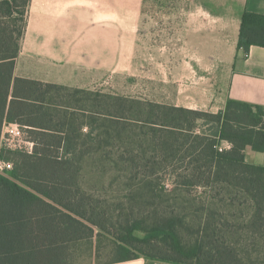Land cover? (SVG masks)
<instances>
[{
	"label": "trees",
	"instance_id": "16d2710c",
	"mask_svg": "<svg viewBox=\"0 0 264 264\" xmlns=\"http://www.w3.org/2000/svg\"><path fill=\"white\" fill-rule=\"evenodd\" d=\"M29 2H0V138L4 124H16L33 144L31 153L0 148V162L12 165L0 174V264H60L71 246H92L94 238L99 244L102 237L117 253L113 263L144 257L264 264L246 262L224 241L214 211L187 246L180 236L186 219L173 208L159 203L156 217L145 220L130 205L114 216L79 182L86 158L118 148L109 161L123 164L129 182L147 190L142 198L162 202L166 181L187 192L203 189L221 202L245 197L251 211L244 227L254 240H264V166L245 160L248 149L264 152V107L228 100L214 114L14 78ZM11 19L22 26L14 31ZM253 45L264 47V16L244 12L238 49L247 52Z\"/></svg>",
	"mask_w": 264,
	"mask_h": 264
},
{
	"label": "crops",
	"instance_id": "0c3cea01",
	"mask_svg": "<svg viewBox=\"0 0 264 264\" xmlns=\"http://www.w3.org/2000/svg\"><path fill=\"white\" fill-rule=\"evenodd\" d=\"M192 1L178 27L187 60L170 71V105L214 114L224 111L228 100L264 107V47L238 49L243 13L264 16V0ZM145 5L146 0L133 5L131 0H30L14 78L96 91L116 73L118 60L130 58L136 44L132 25ZM196 73L201 81H195ZM10 125H3L0 148ZM245 160L264 166V152L248 149ZM104 264L176 263L140 257Z\"/></svg>",
	"mask_w": 264,
	"mask_h": 264
},
{
	"label": "rangeland",
	"instance_id": "374dc122",
	"mask_svg": "<svg viewBox=\"0 0 264 264\" xmlns=\"http://www.w3.org/2000/svg\"><path fill=\"white\" fill-rule=\"evenodd\" d=\"M134 2L135 0H131L132 5ZM192 3V0H146L143 16L132 25L131 38L135 39L136 44L131 48L130 58L118 60L116 73L109 78L108 84L106 80L100 82L96 91L170 105L172 86H174L170 71L187 60L178 27L182 24L187 8H190ZM195 3H201V0ZM14 19L8 20V25L16 31L22 23ZM190 66L196 69L192 60ZM220 77L222 78V72ZM199 78L203 77H199L196 73L195 81L202 80ZM7 130L8 128H6L3 146L14 148L20 145L22 149H27L20 139L6 142ZM21 131L23 137H26L24 130L21 129ZM105 150L107 151L104 153L105 156L94 154L84 160L79 182L82 189L94 200L99 201L109 213L118 216L124 214L130 205H134L135 211L140 212V217L148 220L156 217L155 212L161 203L162 208L168 207L167 211L173 208L185 217L186 226L180 231V236L184 244L191 246L200 236L197 233L201 229L199 225L207 221L210 212L214 211L215 219L219 222V232L224 241L233 246L246 262L264 261V240H254L244 227L251 211L247 198L238 197L237 201L232 202L229 199H235V197L228 196L221 202L211 199L210 196L213 194L205 193L203 189L197 188L187 192L184 188H173L166 181L164 184L166 197L162 199V202L160 200L157 203L153 202L150 198L141 197L146 195L147 190H141L142 185L137 186V180L129 182L130 172L123 164L109 161L113 159L112 154L119 149ZM7 171L2 170V173L5 172L4 175H7ZM154 184L157 190L161 191L159 182L156 181ZM217 199L220 198L217 197ZM151 222L148 221V225H151ZM135 235L144 237V234L140 232ZM66 255L67 257L60 264H104L117 257L110 238L105 237L100 239L99 244L94 238L92 246L88 241L71 246V249L66 251Z\"/></svg>",
	"mask_w": 264,
	"mask_h": 264
},
{
	"label": "built area",
	"instance_id": "2783aa9c",
	"mask_svg": "<svg viewBox=\"0 0 264 264\" xmlns=\"http://www.w3.org/2000/svg\"><path fill=\"white\" fill-rule=\"evenodd\" d=\"M12 139H17V140L20 139L21 142L27 146V149H24V148L23 149L25 151L31 153L33 144L31 142H28L25 140V137H23V132L21 131V128L16 124L10 125V127L8 128L7 133H6L5 141L6 142L8 141V143H9L10 141H12ZM21 147L22 146L19 145L18 147H14V148L22 149ZM0 169H1L0 174L4 175L5 172L2 173V170H6V171L9 170L10 171L12 169V165H11V163L0 162Z\"/></svg>",
	"mask_w": 264,
	"mask_h": 264
}]
</instances>
